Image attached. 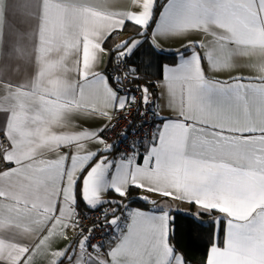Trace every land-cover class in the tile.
Wrapping results in <instances>:
<instances>
[{
    "label": "snow or ice",
    "instance_id": "snow-or-ice-1",
    "mask_svg": "<svg viewBox=\"0 0 264 264\" xmlns=\"http://www.w3.org/2000/svg\"><path fill=\"white\" fill-rule=\"evenodd\" d=\"M8 3L0 11V112L9 145L0 152V264H187L170 243L169 210L133 209L121 227V201L103 197L126 198L132 187L222 214V245L217 233L204 264H264V0H130L119 12L88 0H10L11 19ZM129 23L138 38L103 47ZM191 34L211 39L188 40L177 64L164 66L162 94L175 118L153 111L162 123L142 163L138 142L110 159L108 125L81 128L76 120L110 123L133 105L147 109L153 94L138 85L137 100L113 88L97 70L101 58L124 72L115 77L122 85L140 79L127 63L138 48L160 50L162 39ZM239 57L256 58L245 65L255 75L210 79L202 66L231 72ZM80 201L92 210L116 205L101 214L117 232L107 251L91 243L100 218L80 227ZM69 229L74 239L58 247Z\"/></svg>",
    "mask_w": 264,
    "mask_h": 264
},
{
    "label": "crops",
    "instance_id": "crops-1",
    "mask_svg": "<svg viewBox=\"0 0 264 264\" xmlns=\"http://www.w3.org/2000/svg\"><path fill=\"white\" fill-rule=\"evenodd\" d=\"M88 2L90 4H92L94 7H96L97 9H99L102 12H119V11H126L128 9V5L130 3V0H88ZM166 2V0H163L164 4ZM5 10V4H4V0H0V11H4ZM162 9H159V11H161ZM6 11L9 13V18L11 19V3L9 0V3L7 4V8ZM158 11V13H159ZM157 13V15H158ZM134 38H138L136 36V32L134 30V27L131 23H129L126 28L122 31H116L114 33H112L111 37L107 39V41L103 44V47L106 49H111L113 48L115 45L117 44H121L122 42H124L125 40H131ZM204 39H211V37H205L203 35L200 34H191L189 36H186L184 38H167V39H162L160 42V50H157L159 52H166V53H176V55L172 58H174V61H170V62H165L162 65L161 68V72L160 74L156 77L155 82V89L153 92H151L152 95V102L154 103L155 107H156V112H158L160 117H165V118H169V119H173L174 114L172 112V110L167 106V97L166 95H163L162 93L164 92V89L162 87V85L165 84V81L163 79L164 74H165V70H164V66L168 65V66H172L174 67L177 62H178V55L180 52H183L184 49V45H187L188 40H204ZM201 52H203V50H200ZM187 55V54H186ZM113 62V61H112ZM109 57L107 55H104L98 65V71L101 72L102 74H104L105 76H107L106 72L108 67L111 65ZM256 62V58H248V57H239L237 58V60L235 61V63H237L239 65V67L233 69L231 72H213L211 70H209L208 64L205 61L203 63V67L205 69L206 75L210 78V79H228L229 76H236V75H244V76H250V75H255L254 72L250 71L247 67H245V65L249 64V63H255ZM26 78L23 73L21 74V79ZM141 83H145V82H141ZM146 85V83H145ZM112 86V85H111ZM108 121H104V120H99V119H87V120H81V119H77L76 123L79 125V127L81 128H89V129H95V128H99V127H103L105 124H107ZM6 123V114L3 112H0V136H3V128L5 126ZM162 121L160 119L157 118V123L156 126L161 124ZM150 144L144 145L142 146L139 150V157H138V162L142 163L143 162V156L144 153L146 152L148 146ZM9 145H7L8 147ZM119 154L112 152L110 154V159H118L119 158ZM99 157H97L98 159ZM15 165H12L11 167H14ZM4 170V168L0 169V171ZM81 182H82V177H81ZM135 188V187H132ZM140 190V194L143 198L147 199V200H157L155 207L156 209H160L163 208L165 210H169L170 212V217L172 216V212H184V213H193L194 215L198 216V212L199 211H203V209H200L197 205L195 204H189L187 201H182L179 199H175L172 196H168V197H164L162 195H160L159 193H155V192H149L145 189H138ZM105 200H117V198H119V196L115 193V192H108L104 195L103 197ZM105 204L102 207H106ZM113 208V206H111ZM90 208H88L82 201L79 202L78 204V210H88ZM133 209H139V208H131V209H127L125 211H123L122 214H120L119 212H116L117 216H121V227H123V225L128 222V212H130ZM141 211H144L146 213L152 214L154 211H150V210H144V209H139ZM156 210V211H157ZM212 212H215L219 215L218 218H220L222 216V214H220L218 211L213 210ZM216 219L215 221V232H214V241L216 242L217 239V233L219 234V242L222 245V241H223V235H224V230L226 227V224L224 221ZM171 222V221H170ZM115 230V234H117L116 229ZM126 230V229H125ZM78 232V230H76ZM171 233L170 230V223H169V234ZM74 239V234H73V230L69 229L67 231V239L63 240L60 242V244L58 245V247L63 248L65 245H67L70 241H72ZM78 239V237H77ZM169 239H170V235H169ZM105 251H107V244L108 242H105ZM179 254V253H178Z\"/></svg>",
    "mask_w": 264,
    "mask_h": 264
},
{
    "label": "trees",
    "instance_id": "trees-1",
    "mask_svg": "<svg viewBox=\"0 0 264 264\" xmlns=\"http://www.w3.org/2000/svg\"><path fill=\"white\" fill-rule=\"evenodd\" d=\"M158 3L162 5L163 0H158ZM175 55L176 53L159 52L150 43H145L130 56L128 66L139 69L140 79L136 81L145 82L150 92H153L155 89L153 81H156L154 79L160 74L162 65L165 62L174 61L172 57ZM117 200L121 201L117 211L120 214L131 208L157 210L155 207L157 200L143 198L137 188H130L126 198L119 197ZM124 205H127L126 209ZM106 206L116 207L113 204ZM172 216L174 219L170 222V230L173 228V232L170 233V243L175 247L176 252L183 256L187 264H204L214 241L215 221L219 215L215 212L199 211L198 216L184 212H172Z\"/></svg>",
    "mask_w": 264,
    "mask_h": 264
},
{
    "label": "built area",
    "instance_id": "built-area-1",
    "mask_svg": "<svg viewBox=\"0 0 264 264\" xmlns=\"http://www.w3.org/2000/svg\"><path fill=\"white\" fill-rule=\"evenodd\" d=\"M128 63V62H127ZM121 69L125 66L121 65ZM107 77L112 78L111 85L113 88L123 87L126 90H129V96L135 95L137 100L140 99V92L136 91L138 85H144L137 81H132L129 77L124 79L122 85L115 83L116 76H124L123 71L116 70V65L114 61L107 69ZM156 82L153 81V84ZM123 95V92L121 93ZM137 107L139 111H137ZM147 112L146 115H141L143 112ZM153 111L156 112V107L152 102L147 106L143 104L133 105L131 108H126L123 112H117L114 114L113 120L109 123L107 122L108 129L104 132L103 137L109 143L115 145V148L112 152L121 154L128 153L131 154L132 146L135 142L136 150L138 151L142 146L150 144L151 135L153 130L156 127L157 118L153 117ZM8 141L4 136H0V152L7 148ZM11 167L12 165H8ZM5 168L4 162H0V169ZM111 206L101 207L99 210H78V214L81 218L80 227L82 228H91L93 227V221L99 219V224L96 226L94 236L95 238L91 240L92 244L105 243L111 240L115 234L113 226H104L105 221L101 218V214L105 209L110 210ZM111 215L108 216V219ZM103 228V231H101ZM79 231V229H77Z\"/></svg>",
    "mask_w": 264,
    "mask_h": 264
},
{
    "label": "water",
    "instance_id": "water-1",
    "mask_svg": "<svg viewBox=\"0 0 264 264\" xmlns=\"http://www.w3.org/2000/svg\"><path fill=\"white\" fill-rule=\"evenodd\" d=\"M173 219H174V216H171V217H170V221L172 222ZM171 232H173V228H171Z\"/></svg>",
    "mask_w": 264,
    "mask_h": 264
},
{
    "label": "rangeland",
    "instance_id": "rangeland-1",
    "mask_svg": "<svg viewBox=\"0 0 264 264\" xmlns=\"http://www.w3.org/2000/svg\"><path fill=\"white\" fill-rule=\"evenodd\" d=\"M112 218H113V217H112V216H110L108 220L110 221Z\"/></svg>",
    "mask_w": 264,
    "mask_h": 264
}]
</instances>
